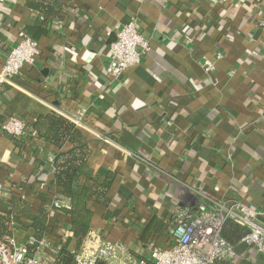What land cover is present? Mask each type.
<instances>
[{"label": "crops", "instance_id": "crops-1", "mask_svg": "<svg viewBox=\"0 0 264 264\" xmlns=\"http://www.w3.org/2000/svg\"><path fill=\"white\" fill-rule=\"evenodd\" d=\"M55 1L62 7L49 13L38 0H0V70L20 29L40 47L14 85L0 83V217L9 219L2 238L62 248L59 210L36 239L29 215L12 212L9 200H26L32 215L47 199L69 205L50 167L55 147L30 125L49 113L73 121L82 108L81 122L73 121L89 138L81 178L111 180L109 204L95 208L90 232L143 256L150 239L167 241L180 205L235 198L264 210V0ZM131 16L150 49L114 78L109 46ZM12 115L27 122L24 139L2 130ZM39 171L46 174L36 179ZM236 251L222 261L264 263L251 246Z\"/></svg>", "mask_w": 264, "mask_h": 264}, {"label": "built area", "instance_id": "built-area-1", "mask_svg": "<svg viewBox=\"0 0 264 264\" xmlns=\"http://www.w3.org/2000/svg\"><path fill=\"white\" fill-rule=\"evenodd\" d=\"M258 26L264 31V15ZM149 49L150 41L141 33L137 17L131 16L116 30V38L109 46L106 72L114 78L121 77L127 69L141 63L143 54ZM39 55L38 41L20 29L18 40L0 70V83L14 85L23 69L34 65ZM206 69H213L208 61ZM85 111L82 108L79 118L71 119L80 123ZM2 130L21 139L29 133L27 122L13 115L2 122ZM52 203L54 210L65 206L58 198L52 199ZM228 221L239 222L247 228L236 243L230 242L223 234ZM172 222L167 229V241L161 243L150 239L147 255L143 256L134 254L122 241L105 238L99 230L91 231L72 251L74 258L70 264H214L235 259L237 244L251 246L264 254V210L251 203L235 198L218 200L204 197L195 207L178 206ZM31 244H37L36 250L20 242L14 233L6 238L0 236V264H53L60 251L58 247L49 246L46 239L33 240Z\"/></svg>", "mask_w": 264, "mask_h": 264}, {"label": "trees", "instance_id": "trees-1", "mask_svg": "<svg viewBox=\"0 0 264 264\" xmlns=\"http://www.w3.org/2000/svg\"><path fill=\"white\" fill-rule=\"evenodd\" d=\"M39 7L50 10L54 13L60 9L62 5L53 1L38 0ZM47 10V11H48ZM34 135L55 147V152L51 157V168H54L57 186L70 198L69 205L61 207L56 223H61L63 231L57 237L58 243L61 244L56 260L53 264H70L74 255L71 252V245L79 247L83 240L87 237L92 228V221L95 216V208L107 206L110 201L108 190L111 180H105L103 183H96L91 179L82 180L80 170L87 162L90 156L88 145V136L70 119L56 114L49 113L38 116L30 125ZM46 168L45 165H41ZM46 173L39 171L36 179H41ZM10 206L12 212H16L21 216L27 214L32 220V227L35 229L36 239H42L46 229L48 228V220L54 211L52 199H47L40 205L37 214H30L31 205L24 199L12 196L10 198ZM91 203V204H90ZM69 218L70 222L66 223ZM8 217H0V236H5L8 232ZM63 222L67 226L63 225ZM162 225V224H161ZM160 223L157 227L160 228ZM151 228L146 233L148 239L153 231ZM247 228L235 221H228L225 225L223 234L233 243H236ZM160 232V231H159ZM153 233V232H152ZM37 244H28L30 249L35 248ZM233 262V261H232ZM214 264H253L247 260L237 262L217 261Z\"/></svg>", "mask_w": 264, "mask_h": 264}]
</instances>
